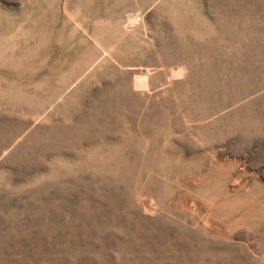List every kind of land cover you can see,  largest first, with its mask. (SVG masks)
Wrapping results in <instances>:
<instances>
[{
    "label": "rangeland",
    "instance_id": "374dc122",
    "mask_svg": "<svg viewBox=\"0 0 264 264\" xmlns=\"http://www.w3.org/2000/svg\"><path fill=\"white\" fill-rule=\"evenodd\" d=\"M0 264H264V0H0Z\"/></svg>",
    "mask_w": 264,
    "mask_h": 264
}]
</instances>
